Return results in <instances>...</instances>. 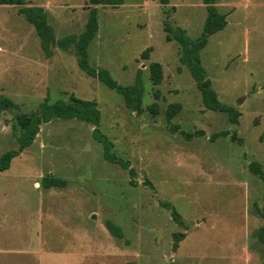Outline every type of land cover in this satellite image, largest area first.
Here are the masks:
<instances>
[{"label": "rangeland", "instance_id": "obj_1", "mask_svg": "<svg viewBox=\"0 0 264 264\" xmlns=\"http://www.w3.org/2000/svg\"><path fill=\"white\" fill-rule=\"evenodd\" d=\"M25 1L0 4V156L18 149L19 113L73 94L97 102L102 133L130 162L137 183L128 169L105 160L93 124L75 118L42 124L34 142L0 171V264H264L258 235L264 218L257 211L264 212V180L251 168L256 162L264 172V0H216L227 24L200 53L232 113L204 105L180 60L181 45L167 39L169 25L192 38L202 33L204 0ZM25 6L47 11L57 39L79 36L96 6L89 64L125 86L140 74L141 100L132 96L137 109L80 67L75 46L47 56L21 12ZM152 62L162 65L158 84ZM3 97L14 106L2 108ZM48 174L67 185L47 188ZM178 233L185 236L175 245Z\"/></svg>", "mask_w": 264, "mask_h": 264}, {"label": "trees", "instance_id": "obj_2", "mask_svg": "<svg viewBox=\"0 0 264 264\" xmlns=\"http://www.w3.org/2000/svg\"><path fill=\"white\" fill-rule=\"evenodd\" d=\"M91 5H119L123 3V0H89ZM207 5V18L203 27L202 33L197 38L190 37L185 29L177 28L173 29L170 25L166 27L168 31L167 39L173 38L181 45V62L187 66L190 70L193 78L196 81L198 88L202 93V100L204 105L217 111L233 112V107L222 103L218 97L216 91L212 88L211 82L207 76V71L202 65L201 50L205 47L208 41V37L215 32L223 29L227 24L226 14L220 12L216 6V0H204ZM25 0H0V4L9 5H24ZM21 12L24 14L26 20L32 24L41 39V48L47 56L54 54L55 48L62 50H69L72 46L76 47V55L78 56V63L80 67L89 75L97 77L101 82L107 85L109 88L117 90L121 93L128 106L133 109H137L140 103L132 102V96L135 94L141 100L142 89L138 88L142 86V79L140 74L137 78V83L134 86H125L119 84L109 73L107 69L95 68L89 64L88 60V45L98 33L99 30V14L96 6L90 7L88 20L83 32L79 35L64 36L57 39L55 32L48 21V13L41 6L34 7H22ZM173 34V35H170ZM151 48H147L142 52V56L148 57ZM151 79L155 84H158L163 79L162 65L159 62H152L150 64ZM137 93V94H136ZM137 99V98H136ZM138 101V99H137ZM14 101L9 97H3L1 100L2 108H9L14 106ZM180 104H174L170 106V112L173 114ZM54 118L59 119H78L82 122L91 123L94 125L93 136L103 146V156L105 160L112 163H118L124 169L129 170L131 177V184H136L134 180L135 170L131 167L128 160L119 158L113 153V143L109 140L108 136L102 133L101 125V113L98 108V104L93 100H86L71 94L69 99H59L53 103L49 100H45L40 105V111L21 112L17 115V134L18 149L9 150L0 156V171H4L10 167L11 161L14 157L18 156L25 148L30 146L37 134L40 132L41 125L47 123ZM233 122H237L235 117H230ZM223 135H227L226 131L222 132ZM195 133H187L186 137L192 138ZM214 134L212 138L217 137ZM252 170L257 173L264 180V172L260 165L256 162L251 164ZM44 184L47 188L57 186L63 187L67 185V181L64 178L56 177L53 175H47L43 177ZM147 183V182H146ZM257 211L264 218V212L257 207ZM172 215L175 220H180L179 213L174 209ZM107 228L116 236L121 237V230L114 225L112 221H107ZM259 238L264 242V226L259 231ZM184 233H178L175 235V245L184 239Z\"/></svg>", "mask_w": 264, "mask_h": 264}]
</instances>
